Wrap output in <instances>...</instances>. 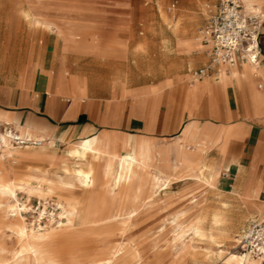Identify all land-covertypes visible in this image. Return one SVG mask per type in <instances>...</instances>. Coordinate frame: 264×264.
<instances>
[{"label": "crops", "instance_id": "obj_1", "mask_svg": "<svg viewBox=\"0 0 264 264\" xmlns=\"http://www.w3.org/2000/svg\"><path fill=\"white\" fill-rule=\"evenodd\" d=\"M239 1L246 14L261 16L258 65L220 66L192 84L186 77L194 70H188L150 91L144 79L129 84L120 76L130 68L117 43L130 35L123 30L142 0H0V40L15 42L9 57H26L0 69L18 73L0 81V122L42 143L22 149L35 156L19 163L39 162L50 178L52 170L75 160L67 155L79 141L120 155L153 143L158 153L153 164L167 172L176 149L186 147L214 178L208 190L234 202L245 218L236 240L264 212V0ZM19 41L31 42L25 54L17 52ZM174 46L183 55L202 47L190 40ZM205 57L199 68L209 62Z\"/></svg>", "mask_w": 264, "mask_h": 264}, {"label": "rangeland", "instance_id": "obj_2", "mask_svg": "<svg viewBox=\"0 0 264 264\" xmlns=\"http://www.w3.org/2000/svg\"><path fill=\"white\" fill-rule=\"evenodd\" d=\"M142 1L144 3L142 9L136 10V18L123 30L130 35L117 42L119 48L127 52L130 68V72L120 73V76L131 80L129 84H132L133 79L136 81L138 77L141 80L144 79L147 88L151 91L162 80L167 78L177 80L178 75L186 74L188 70H195L207 62L205 56L209 48L201 42V31L206 24L209 11L214 10L218 0ZM18 14L25 16L22 9L18 10ZM141 16L142 18L139 19ZM1 28L4 29L5 26ZM27 28L31 29L32 26ZM177 40H190L202 47L189 55L179 54L174 46ZM17 43V52L22 54L26 53L27 45L31 44L28 41ZM11 45H15V42L0 40V69H8L16 62L26 60L25 56L9 57L8 54L13 52ZM249 69L254 71L252 68ZM17 76V72H0V81L13 80ZM186 79L188 83L191 81L190 76ZM71 99L74 97L72 96ZM180 149L182 148L176 149L168 173L159 169L162 177H169L170 180L165 188H159L160 192L157 195L160 199L159 204L163 206L162 209L147 206L146 202L152 201L150 198L147 199L149 193L145 188L137 190L138 185L135 179L130 181L131 190L128 189L129 187L124 188L125 191L122 192L119 189L114 195L108 194L99 183H95L94 187L89 189L77 188L71 192L64 189L57 181H52L53 190L47 193L48 179L43 175L47 169L39 162L24 165L19 163L22 159L35 156V153L18 151L17 164L14 167L7 164L0 176L4 181L14 180L17 184L27 181L31 188L38 187V183L41 182V194L44 197L32 195L26 201V194L18 192L19 203L26 202V206L30 208L28 214L22 212L27 225L35 223L37 213L41 209L46 212L38 222L42 227L54 228L56 224L53 221L56 220L65 224V219L58 217L61 212L58 204L73 200L79 202V218L71 226L63 225L55 229L60 231V235L66 234L67 237L63 245L56 244L50 249L49 256L52 258L48 264H88L94 260L103 261L110 258V251L118 245V242L125 241L131 242V246L123 249L122 254L116 257L115 264H134L137 260V257H134V248L140 256L136 264H225L226 255L218 254L217 250L226 247L229 251L233 248L235 234L244 227L245 218H241L234 202L219 197L211 190L198 188L194 181L176 184L181 181L180 177L185 173L184 168L177 164L182 163L184 159L190 165L196 163L191 156L180 155ZM183 149L187 150L186 147ZM32 150L34 149L29 148L26 151ZM75 160L48 172V177L52 178V175L60 172L62 168L71 171L80 168L84 170L86 167L88 169L87 164L93 162L94 158L91 156L82 163L78 159ZM167 161H169L168 158ZM34 173L44 177L28 175L25 178V175ZM189 192L195 196L192 201L187 200L185 195ZM88 203L91 205V213L94 214L90 217L94 223L83 226L82 220L86 215ZM179 210H183L184 214L178 216L177 220L184 225L192 221L197 214L202 217L200 226L205 233L203 238L191 236L183 238V235L176 232L173 227V216ZM2 213L3 209L0 208V217ZM128 213H133V226H129V220L125 218ZM51 218L54 219H52L53 223L49 222ZM0 222V262H6L11 259L19 244L10 230L3 231L4 220L0 218ZM228 240L231 243H228Z\"/></svg>", "mask_w": 264, "mask_h": 264}, {"label": "bare ground", "instance_id": "obj_3", "mask_svg": "<svg viewBox=\"0 0 264 264\" xmlns=\"http://www.w3.org/2000/svg\"><path fill=\"white\" fill-rule=\"evenodd\" d=\"M245 1L247 0H244V2ZM50 29H52V27H50ZM244 65H248V63H245ZM251 66L256 67L255 65H251ZM79 90L83 91V89H79ZM17 152L18 151H16V153ZM88 153L92 154V157L96 161L95 163L97 164L95 167H92L91 165L88 167L87 170L86 167L84 170L76 169L72 171L67 168H64L63 170H61L60 173H57L55 175V180L46 178L48 179L47 182L49 184L48 187L46 188V192L51 193L53 190L52 181H57L59 184L63 186L64 189L71 192L75 191L77 188L89 189L90 187H94L95 183H99L101 186H103V188L106 190L108 194L114 195L118 192L119 189L121 190V192L124 190V188L127 189L129 187L128 189H130L129 186L130 181L135 179L136 184L138 185L136 189L142 190L143 188H145L146 191L149 193L147 199L150 198V200L152 201L146 202L147 206L159 207L160 209H162L163 206L159 204L160 199L157 198V195L160 192L159 188L162 187L165 188L167 182H169L170 180L169 177L163 178L162 172L159 170L158 167L154 166L153 164L154 159L158 154L157 147L153 143H150L148 145L141 144L137 146L136 151H134L133 153L120 155V154H114L111 151L104 149L102 147L95 146L91 142L79 141L76 144H74V147L72 149L68 151L67 157L78 160H82V159L86 160L87 158H85V156ZM179 153L180 155L184 154L185 156H191L190 152L183 148L179 150ZM7 164L13 166L8 162L1 163L0 173ZM177 166H181L184 168L185 173L180 177L182 181L192 180L197 184V186H199L198 188H203L204 190L206 189L212 190V188L214 187L213 185L214 178L211 175L206 176L205 175L206 168L200 166L197 162L193 165H190L184 159V161L180 164H177ZM216 173H218V170ZM40 184L41 182L38 183V187L31 188L29 187L27 181L17 184L14 182V180L4 181V179L0 176V208L3 209V213L0 218L5 222L3 231L5 232V230H10L11 235L17 239V242L19 244L18 249L15 252H13L11 259L6 260V262L5 261L0 262V264H48L50 259L52 258L49 256L50 249L54 247V245L56 244H59L61 246L63 245L64 242H66L67 235L66 234L60 235V231L58 232V230L56 231L55 229L60 228L63 225L71 226L74 223V221H76V219L79 218V214H78L79 202L73 200V201H68L65 204H61V203L58 204L59 208L61 209V212L60 213L58 212L59 213L58 217L60 219L62 218L65 219L66 221L65 224H63L62 221L60 220L58 221L56 220L57 222L53 221L56 224L54 228H47L46 226L42 227L38 222L42 219V216L45 215L46 212L43 209H41L39 213H37L38 216L35 218V223H30V225H27L25 223V218L22 212L24 214H28L30 208L26 206L27 205L25 204L26 202L21 204L19 203L18 192L26 194L27 196L26 201H28L29 198L32 197V195L38 196L39 198L44 197L41 194L42 190L40 188L41 186ZM185 195L188 198L187 200L190 201H192L195 197L192 192H189ZM87 205H88L87 212L82 220L83 226L84 225L89 226L94 223L90 218L92 214L91 205L89 203ZM53 214L50 215L52 216ZM132 214L133 213H128L126 214L125 217L127 220H129L128 221L129 226H133ZM183 214L184 211L179 210L176 211V214L173 216V227H175L176 232L178 234L183 235V238L188 236L203 238L205 233L203 232L200 226L202 223V219H201L202 217H199V214H197V216L194 217L192 221L184 225L179 223V221L177 220V217ZM52 219L53 218H51L49 222H52ZM171 222L172 220L170 221V223ZM210 237L212 238V235H210ZM228 243L231 242L228 240ZM130 244L131 242L129 243L127 241L118 242V245L111 249L110 258L103 261L94 260L88 264H115L114 262L116 257L122 254L123 249L126 246L130 248L131 246ZM232 244L234 246L229 251L226 247L224 249L220 248L219 250H217L218 254L226 255L224 259L225 264H243V263L259 264L258 260L243 258L240 252H238V250L236 249L235 240ZM133 252H134V257H137L136 262L139 261L140 256L137 249L134 248ZM136 262L134 264H136Z\"/></svg>", "mask_w": 264, "mask_h": 264}, {"label": "built area", "instance_id": "obj_4", "mask_svg": "<svg viewBox=\"0 0 264 264\" xmlns=\"http://www.w3.org/2000/svg\"><path fill=\"white\" fill-rule=\"evenodd\" d=\"M260 25L261 16L246 14L239 0H218L201 31V42L209 48V62L191 72L189 83L206 78L213 70L218 73L220 66H234L238 62L257 66L261 53ZM41 144L31 137L21 136L12 125L0 122V171L3 162L17 164L16 151ZM235 241L243 258L264 264V212L251 219Z\"/></svg>", "mask_w": 264, "mask_h": 264}]
</instances>
